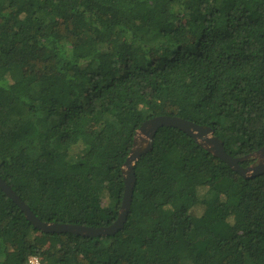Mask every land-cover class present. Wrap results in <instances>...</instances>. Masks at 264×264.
Instances as JSON below:
<instances>
[{
    "label": "trees",
    "instance_id": "trees-1",
    "mask_svg": "<svg viewBox=\"0 0 264 264\" xmlns=\"http://www.w3.org/2000/svg\"><path fill=\"white\" fill-rule=\"evenodd\" d=\"M159 116L233 158L264 145V0H0V177L41 221L110 226L135 132ZM134 173L107 237L42 233L0 190V264H264V174L172 128Z\"/></svg>",
    "mask_w": 264,
    "mask_h": 264
},
{
    "label": "water",
    "instance_id": "water-1",
    "mask_svg": "<svg viewBox=\"0 0 264 264\" xmlns=\"http://www.w3.org/2000/svg\"><path fill=\"white\" fill-rule=\"evenodd\" d=\"M160 128L176 129L190 137L201 149L225 163L232 171L248 179L264 174V145L257 151L241 158H233L226 153L224 145L209 127L197 125L178 117L159 116L144 121L135 132L132 147L121 167L124 190L121 206L116 220L108 227L90 228L80 225L43 222L17 196L10 186L0 177V190L24 214L26 220L37 230L45 234H72L84 238L113 236L120 231L127 221L133 192L136 185L134 167L140 158L151 152L153 141ZM252 161L247 167L241 164Z\"/></svg>",
    "mask_w": 264,
    "mask_h": 264
},
{
    "label": "built area",
    "instance_id": "built-area-1",
    "mask_svg": "<svg viewBox=\"0 0 264 264\" xmlns=\"http://www.w3.org/2000/svg\"><path fill=\"white\" fill-rule=\"evenodd\" d=\"M30 264H39L38 260L36 258L30 259Z\"/></svg>",
    "mask_w": 264,
    "mask_h": 264
},
{
    "label": "clouds",
    "instance_id": "clouds-1",
    "mask_svg": "<svg viewBox=\"0 0 264 264\" xmlns=\"http://www.w3.org/2000/svg\"><path fill=\"white\" fill-rule=\"evenodd\" d=\"M31 259V258H30Z\"/></svg>",
    "mask_w": 264,
    "mask_h": 264
}]
</instances>
